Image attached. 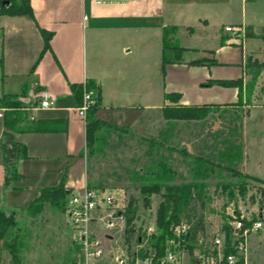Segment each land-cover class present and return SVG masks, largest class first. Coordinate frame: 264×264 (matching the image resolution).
<instances>
[{
	"label": "crops",
	"instance_id": "crops-1",
	"mask_svg": "<svg viewBox=\"0 0 264 264\" xmlns=\"http://www.w3.org/2000/svg\"><path fill=\"white\" fill-rule=\"evenodd\" d=\"M29 3L33 18L0 16L4 93H9L4 87L12 83H29L38 97L22 106L35 105L30 108L35 121L62 120L66 127L63 132L14 134L15 141L25 146L27 158L18 161L22 179L5 196L12 207H18V199L30 198V203L42 188L58 185L65 172L67 189L79 192L87 186L85 120L75 110L78 101L71 85L98 87L96 117L118 128H136L145 114L171 105L167 94H178L180 105L234 104L236 88L207 84L242 78L245 58H257L251 55L256 45L248 49L247 40L260 39L235 38L224 28L251 27L256 34L264 25V0ZM169 26L176 27L175 39L188 51L182 63L163 67L162 29ZM40 29L52 33L49 49L43 53ZM185 32L198 43L186 45ZM201 53H207L213 63L192 65L199 58L190 55ZM44 95L54 100L52 108L38 107Z\"/></svg>",
	"mask_w": 264,
	"mask_h": 264
},
{
	"label": "rangeland",
	"instance_id": "rangeland-1",
	"mask_svg": "<svg viewBox=\"0 0 264 264\" xmlns=\"http://www.w3.org/2000/svg\"><path fill=\"white\" fill-rule=\"evenodd\" d=\"M175 35L172 40L177 42ZM182 39L183 42L187 40V42H184L186 45L198 43L196 39L190 38L187 32L184 33ZM252 45L256 46L253 47L251 55L257 56L258 60L262 61L264 59L262 41L247 40L248 49ZM190 56H196L206 64L213 63V59L207 53ZM161 76L162 73L159 69V77ZM242 80L244 85L250 80V75L245 73ZM2 82L3 75L0 70V97L6 94ZM28 84L22 86L21 83H12L10 87L4 88L9 92L7 94L13 95L14 99L22 105L28 104V102L38 97L36 92L32 94ZM237 102L238 98L235 103ZM242 104L238 109L221 105L217 109L219 112L223 110H229V112L224 115H220L219 112L216 113L203 128L193 124L178 123L177 135L171 143L178 144V146L185 144L187 150L193 153L195 152L193 144H196L194 143L196 142L195 135L202 132V136H205L207 132H213L215 129L226 132L231 126L230 122L236 115L239 116V121H241L240 141L243 145L244 157L237 168L238 173L235 175L223 173L213 175L204 181L197 180L196 184L203 187V203L197 201L192 204L190 221L191 224H194L198 219H202L203 232L199 236L208 245L215 237H219L224 241L223 232L228 230L229 248L231 243L237 239V236L233 234L231 220L243 217L248 225L255 221H261V229L250 232L248 236L246 258L248 264H264V69L254 85L249 101L243 99ZM34 106L19 108V112H22L21 118L26 116L28 119H32L34 116L30 108ZM3 112L4 109L0 108V209H6L9 214L11 213L9 218H12L13 223L8 228V234L10 233L13 236L18 234L21 240L20 264H70L66 260L69 255H72V252L74 253L75 245L73 244L71 228L66 224L62 213L55 211L49 205H45L43 211L34 219H31L23 213V206L26 201H28L27 204L29 203L30 198L18 199V207L9 206L5 200L10 187L5 184L1 142L6 136L12 135V131L7 129L2 122ZM239 121L237 120V125H239ZM22 126L19 125V128ZM165 126L166 122L160 111L150 112L142 125L129 128L131 129L130 133L123 135L120 142L114 137L109 147H106L102 153L93 155L86 163V179L90 188L102 189L114 194L125 207L131 197L136 200L135 220L130 240L129 242L125 241V226L123 232L115 234L110 243L113 253L111 256L119 252L132 254L139 245L140 239L141 244L144 245L141 251H145L146 254L153 253L150 246L156 228L149 235H146V229L151 224L155 225L161 198L159 195H151L148 199H144V196L140 193L139 185L149 184L145 180L150 177L143 170L146 163V158L143 157L145 147L138 142V138L140 136H156L158 131ZM210 140L211 138H207L208 142ZM167 156H169V161L177 170L178 177L174 181L163 183V185L191 182L192 173L189 171L188 165L182 162L180 155L177 152H172L171 155ZM135 174L139 180H143L140 181L141 183L135 181ZM247 176L258 178L262 183L252 181ZM15 182L17 181H11L10 186H13ZM181 222H186L185 218ZM136 238L139 240L138 244L135 242ZM211 250L212 246L209 253L195 251L192 262L188 255L184 253L181 255V260L183 264H194L198 260L206 259L211 255ZM110 260L111 257L105 260L103 264H109ZM0 264H12L10 255L3 248L2 243H0Z\"/></svg>",
	"mask_w": 264,
	"mask_h": 264
},
{
	"label": "trees",
	"instance_id": "trees-1",
	"mask_svg": "<svg viewBox=\"0 0 264 264\" xmlns=\"http://www.w3.org/2000/svg\"><path fill=\"white\" fill-rule=\"evenodd\" d=\"M1 15H26L33 18L29 0H0V16ZM175 32L176 27L174 26L164 27L162 29L161 63L163 67L169 64L182 63L183 55L188 51L172 40ZM40 33L44 42L43 53L49 49L52 33L42 29H40ZM245 37H254L262 41V52L264 57V25L258 28L256 34L252 31L251 27H247L245 29ZM220 45H224V40H220ZM1 63L2 58L0 55V66ZM191 64L207 65L203 60H194ZM263 69L264 59L259 61L257 58L248 56L245 58L244 72L250 75V80L244 85L242 78L232 81L215 80L208 82L207 85L236 88L238 102L225 105L230 108L238 109V107L243 105V99L249 101L254 90V85ZM86 88L92 89L95 92L94 104L89 108L85 117L86 149L84 156L87 163L93 155L102 153L106 147H109L114 137L120 142L123 139V135L129 134L131 129L125 127L118 128L98 119L96 117V112L100 107L99 88L92 83H87ZM82 89V85H71V90L78 101V105L81 102ZM165 98L172 102L171 105H167L160 110L166 122V126L161 128L156 136H140V138H138V142L145 147L143 157L146 158V163L144 164L143 170H145V174L150 177L145 180L148 181L149 184H140L139 190L141 195L144 196V199H148L151 195H159L161 198L155 220L156 233L151 238V251L157 258H161L165 253L167 243L173 239L171 228L179 224L185 218L190 228L185 236L186 239L185 243L182 245V249H184L192 262L194 260L193 256L195 251L199 250V252L209 253L211 249V244L208 245V243L199 236L203 232L202 219H198L194 224H191L190 221L192 204L197 201L203 203L204 197L202 194L203 187L197 185L196 181H204L213 175H221L223 173L233 175L238 173L237 168L242 163L244 157L243 145L240 141L241 121H239V116L236 115L230 122L231 126L226 132H224V130L215 129L213 132H207L205 136H202V132L198 133L194 136L196 141L194 143L196 144H193V146H195V152L192 153L187 150L185 144L178 146V144L174 145L171 143L177 135V124H193L203 128L208 124L209 119L219 112L217 109L221 106L217 104L180 105L178 104L180 99L178 94H167ZM0 108L4 109L2 113V122L4 126L12 131V135L6 136L1 142L5 184L12 190L14 187L10 186L9 183L22 179L21 175L17 173V163L19 160L27 158L25 146L15 141L14 133L63 132L66 126L65 122L62 120L35 121L33 118L28 119L26 116L21 118L22 112H19L18 109L24 108V106L10 94L1 95ZM228 112L229 110H223L219 112V114L224 115ZM147 115L148 113L141 118L139 125L143 124ZM237 120L240 122L239 125H237ZM19 125L23 126L19 128ZM222 133L224 134L222 135ZM207 138H211V140L208 142ZM172 152H177L182 162L188 165L189 171L192 173L191 182L163 185V183L174 181L178 177L177 170L169 161V156H167L171 155ZM247 178L262 183L258 178L251 176H247ZM134 179L137 182L143 181L139 180L136 174ZM65 183L66 172L63 174L58 185L39 190V195L23 208V213H25L27 217L34 219L43 211L45 205H49L55 211L63 214L66 202L73 194L71 190L65 187ZM87 187H89L88 183ZM125 212V241L129 242L136 213V200L133 197L130 198ZM10 214L8 210L0 209V243H2L3 248L10 255L12 264H20L22 243L18 234L14 236L10 233L8 234V228L13 223L12 218H9ZM223 233L225 242L223 251L224 254H228L232 251L231 248L228 247L229 233L228 230H225ZM138 241V238H136V244H138ZM77 253L78 247L74 246V253L72 252V255H69L70 258L68 256L66 261L70 264H75ZM211 253H215V250L212 249ZM140 256L145 257L146 252L140 251Z\"/></svg>",
	"mask_w": 264,
	"mask_h": 264
},
{
	"label": "built area",
	"instance_id": "built-area-1",
	"mask_svg": "<svg viewBox=\"0 0 264 264\" xmlns=\"http://www.w3.org/2000/svg\"><path fill=\"white\" fill-rule=\"evenodd\" d=\"M94 1L101 3L103 0ZM83 19L87 20V17L84 16ZM224 29L235 38L245 37L243 28L225 27ZM94 96V90L87 89L84 84L81 102L75 108L78 116L83 120L89 108L94 104ZM53 106L54 100L47 95H44L38 104L40 109H50ZM125 211L126 207L120 203L119 199L106 190L86 186L79 192H73L66 202L63 215L66 224L71 228L73 244L78 247L75 264H103L110 257L109 264H183L181 255L185 251L182 245L185 243V236L190 228L186 222H181L171 228L173 239L167 243V248L161 258H157L154 253H147L145 257H141L140 251L144 248L141 239L132 254L119 252L111 256L113 253L110 243L115 234L123 232L126 223ZM230 223L233 234L237 236V239L231 243L232 251L224 254L225 242L215 237L211 242L215 253L194 264H248L246 258L248 236L250 232L260 230L262 223L255 221L248 225L243 217L231 220ZM154 231L155 225L151 224L146 229V235Z\"/></svg>",
	"mask_w": 264,
	"mask_h": 264
}]
</instances>
